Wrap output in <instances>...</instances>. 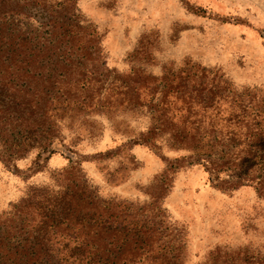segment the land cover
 I'll list each match as a JSON object with an SVG mask.
<instances>
[{
	"label": "trees",
	"instance_id": "16d2710c",
	"mask_svg": "<svg viewBox=\"0 0 264 264\" xmlns=\"http://www.w3.org/2000/svg\"><path fill=\"white\" fill-rule=\"evenodd\" d=\"M77 2L0 0V162L17 170L35 145L51 147L68 111L145 106L151 125L134 144L165 139L224 191L263 185V95L197 65L161 78L109 70ZM68 160L57 189L30 187L0 215V264H182L162 210L101 198Z\"/></svg>",
	"mask_w": 264,
	"mask_h": 264
},
{
	"label": "rangeland",
	"instance_id": "374dc122",
	"mask_svg": "<svg viewBox=\"0 0 264 264\" xmlns=\"http://www.w3.org/2000/svg\"><path fill=\"white\" fill-rule=\"evenodd\" d=\"M77 11L101 37L109 70L161 78L197 65L237 92L264 96V0H78ZM150 118L145 106L119 105L60 115L51 147L35 145L17 170L0 162V215L30 187L57 189L55 174L71 159L101 198L162 210L182 264H259L264 183L224 191L165 139L159 149L134 144Z\"/></svg>",
	"mask_w": 264,
	"mask_h": 264
}]
</instances>
